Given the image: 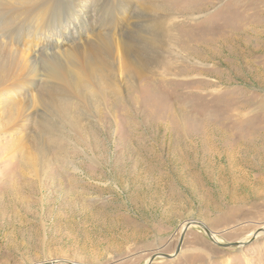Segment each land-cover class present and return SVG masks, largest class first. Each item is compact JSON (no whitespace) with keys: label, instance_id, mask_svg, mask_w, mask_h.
<instances>
[{"label":"rangeland","instance_id":"1","mask_svg":"<svg viewBox=\"0 0 264 264\" xmlns=\"http://www.w3.org/2000/svg\"><path fill=\"white\" fill-rule=\"evenodd\" d=\"M158 1L173 18L167 42L155 37L157 73L115 68V94L85 86L68 102L47 73L63 59L45 62L65 38L57 48L27 29L0 35L41 54L32 92L65 95L56 104L75 116L47 99L23 129L0 131V264H146L172 256L189 221L241 245L221 248L190 226L173 258L150 264H264V0ZM78 7L62 18L77 40ZM121 37L142 53L138 35ZM20 93L0 96V122L7 102L34 95Z\"/></svg>","mask_w":264,"mask_h":264},{"label":"bare ground","instance_id":"2","mask_svg":"<svg viewBox=\"0 0 264 264\" xmlns=\"http://www.w3.org/2000/svg\"><path fill=\"white\" fill-rule=\"evenodd\" d=\"M159 3L161 1L151 0V6L150 4H145L146 8L136 6V11H134V0H0V29H2L0 35L6 38L15 34L14 39H16L20 38L19 35H24L27 29L28 36L26 38L35 40L37 35H41L37 36V39L54 37L56 40L54 44L57 48L60 47L59 41L61 39L64 41L65 38L66 45L63 48L55 49L50 53L46 52V56L43 55L45 59L48 58L44 59L45 62L55 63L57 59H63L60 67L47 72L50 78L60 83V85L54 83L51 87L57 85L61 87L59 91L66 93L68 100L75 98V95L77 97L82 95L81 90L85 86L88 91L94 93L111 91L115 94L117 91L113 73L115 68H132L126 70L128 73L131 70L132 77L142 73H157V57L152 56L155 53L153 49L158 47L159 41L164 44L167 42L173 18L170 8L166 4H164L165 7L160 6ZM68 4H72V13L79 8L78 6L82 7L81 16L79 15L83 20L82 24L80 20L78 26L80 27L78 31L79 40L72 36L67 38L68 25L62 18L65 10L68 9ZM88 4L91 5V11L85 10V6ZM153 4L157 7H153ZM74 15L77 16V14ZM137 17L144 19V29L137 28V24L140 23L137 22ZM6 29L8 30L6 31ZM122 33L138 35L143 42L139 48L142 53L133 51L132 45L121 37ZM157 35H159V41L155 39ZM1 40L0 96L11 93L16 95L22 89H24V93L22 91L20 94L29 92L34 93V95L23 98L24 101L18 100L5 104L3 109L7 112L4 113V122H0V131L11 132L17 126L23 129L24 122L31 116L30 108L35 104H46L47 99V102L59 108L57 112L60 115L75 117L66 107L60 108L61 103L56 104V101L65 95L60 94V98L52 100L50 93L53 92V89L51 88L47 94L38 91L32 92L38 83L37 64L41 54L33 50L29 51V48L20 43L19 40H16V43L22 45L23 50H17L14 45ZM152 50L153 52H151ZM66 66L69 68L62 69ZM26 67H33V70L30 73L20 71ZM48 76L45 77L44 84H47ZM151 87H154L152 82ZM97 95L91 96L96 97ZM8 97L7 99H9ZM24 132H26L25 129L17 132L20 137L14 140L15 143H18L19 150H23L25 147L23 143L25 139L26 142L31 141L29 135ZM239 160L244 163L248 162L244 155L242 158L239 157ZM212 237L217 242V238L214 235Z\"/></svg>","mask_w":264,"mask_h":264},{"label":"water","instance_id":"3","mask_svg":"<svg viewBox=\"0 0 264 264\" xmlns=\"http://www.w3.org/2000/svg\"><path fill=\"white\" fill-rule=\"evenodd\" d=\"M190 226H197L199 227L204 233L205 235L207 236V238L213 243L215 244L216 246H219L221 248H229V247H238L239 245H241V243H232V244H229V243H226V244H219L218 242H216L214 239H213V235L212 233L207 229V227L200 223V222H197V221H189L187 222L184 227L182 228V231H181V234H180V238H179V241H178V245H177V248L174 252V254L172 256H169V255H153L149 258L148 262L146 264H150L155 258L157 257H162V258H166V259H171L173 258L179 251V248L181 246V243H182V240H183V237H184V234L186 232V230L190 227ZM64 264L66 262H63Z\"/></svg>","mask_w":264,"mask_h":264}]
</instances>
